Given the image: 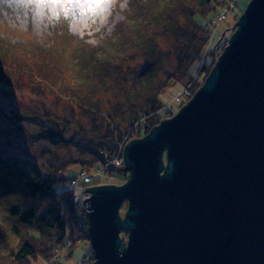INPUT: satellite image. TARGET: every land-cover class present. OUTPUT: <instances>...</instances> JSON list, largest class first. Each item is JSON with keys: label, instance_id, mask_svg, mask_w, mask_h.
I'll return each mask as SVG.
<instances>
[{"label": "water", "instance_id": "95a60500", "mask_svg": "<svg viewBox=\"0 0 264 264\" xmlns=\"http://www.w3.org/2000/svg\"><path fill=\"white\" fill-rule=\"evenodd\" d=\"M122 162L123 184L84 190L92 264H264V0Z\"/></svg>", "mask_w": 264, "mask_h": 264}, {"label": "trees", "instance_id": "16d2710c", "mask_svg": "<svg viewBox=\"0 0 264 264\" xmlns=\"http://www.w3.org/2000/svg\"><path fill=\"white\" fill-rule=\"evenodd\" d=\"M215 1L169 0L168 4L160 7L159 3L164 0H146L148 8L141 9L143 12L138 14L137 20L126 17V20L131 19V27L126 31L119 30L99 51L77 57L69 50L66 53L56 51L49 56L30 40L11 48L0 36V82L36 95L58 92L77 103L82 116L93 123L91 132L81 133L89 145L86 151L91 158L88 160L54 164L57 156L49 150L51 158L47 160L48 168L44 169L28 158L0 151V207L4 211V223L0 222V227L12 222L7 225L8 231L0 230V253L5 232L15 239V246L0 254L5 259L0 264H31L32 260H46L66 238L75 241L80 236L76 233L73 215L76 193L69 188V181L77 173L71 167L91 171L100 166L101 149L118 148L119 141H124L132 133L138 134V138L143 137L161 120L172 117L182 105L176 101L175 108L165 106L162 89L178 86L186 78L189 80L185 81L184 87L191 91L192 96L201 87L217 54L214 53L215 48L207 50L210 32L206 26L198 24L197 17L215 10ZM222 1L224 4L229 2ZM149 11L151 13L147 14ZM59 26L64 41L74 42L75 37L68 32L67 25L61 23ZM170 38L187 41L177 50L176 71L168 75L144 106L134 103L124 111L118 107L107 114L108 122L104 128L97 125L95 120L99 111L93 112L92 107L96 106L97 95L108 87L109 80L122 74L124 68L138 58L150 60L159 57L160 40ZM3 56H7L8 62ZM201 61L204 65L192 76L191 66ZM198 75H203V81H196ZM151 81L152 76H149L147 82ZM31 119L41 125L32 136L34 140L43 139L54 149L72 143L70 138L66 139L67 131L73 126L71 121L50 114L32 115Z\"/></svg>", "mask_w": 264, "mask_h": 264}, {"label": "rangeland", "instance_id": "374dc122", "mask_svg": "<svg viewBox=\"0 0 264 264\" xmlns=\"http://www.w3.org/2000/svg\"><path fill=\"white\" fill-rule=\"evenodd\" d=\"M161 2L160 7L169 3V0ZM220 1V2H219ZM250 0H229L226 4L222 0L214 2L215 10H211L206 14L197 17V22L201 26H206L210 32V40L207 45V50H214L216 60L222 53L228 43L229 38L236 30V22L240 15L245 10ZM146 0H117L112 8L109 23L101 26L99 32L92 31L91 35L85 34L81 37L78 27L73 24L72 30L68 32L75 37L74 42L64 41L62 38V28L57 25L52 29L34 30L31 27L19 28L12 24L0 23V36L9 47L13 48L17 45H22L26 40H30L38 49L44 51L49 56H53L56 51L66 53L68 50L73 52L77 57L80 54L93 53L100 50L101 47L108 44L114 34L123 29L126 31L130 25V21L137 20L141 9H146ZM237 3V4H236ZM145 6L144 8H142ZM220 6L221 8H217ZM55 11V10H53ZM143 12V11H142ZM149 11L147 14H150ZM133 15H136L134 18ZM130 16V20L126 17ZM2 34V35H1ZM27 35L29 37H27ZM222 39V40H220ZM187 43L185 40L177 39H162L159 42L160 54L159 57L148 60L147 58H138L130 62L118 77H113L109 80L108 87L96 97V106H93V112L99 111V117L95 120L97 125L106 126L107 114L115 109L120 108V111L135 103L137 106H144L147 99L156 93L159 87L168 79L169 74L176 71L178 64V48H181ZM217 45V46H216ZM216 46V47H215ZM3 59L8 62L7 56ZM215 60V61H216ZM207 61V60H206ZM9 64V63H6ZM204 61L194 63L190 68L191 75H196L197 70ZM152 76V81L147 82V78ZM203 75L197 76V82L203 81ZM188 81L189 79L186 78ZM186 80H182L180 85L172 86V88L162 89V98L165 106L174 107L176 97L185 87ZM195 81V82H196ZM189 92H191L189 90ZM192 97L180 100V105H184ZM178 104V103H177ZM118 111V110H117ZM117 111L115 112L117 114ZM178 112V111H177ZM176 112V113H177ZM175 113V114H176ZM50 114L59 118L67 119L73 123L71 130L67 131L66 139H71L72 143L54 149L47 141L40 139L34 140L33 134L40 130V123L31 119L32 115ZM174 114V115H175ZM21 117V118H18ZM164 120V119H163ZM162 121V120H161ZM93 123L90 119L82 116V109L73 100L59 94L58 92H45L42 95H36L26 89L14 88L11 84L0 82V151L7 155H18L35 161L40 167L48 168L47 160L51 158L49 150L55 153L57 160L54 164L68 162L71 160L81 159L88 160L91 154L86 150L89 145L81 136L82 132H91ZM78 130V134H74ZM132 137H138V134H129L124 141H119L118 148L104 147L99 152L101 159L103 154H111L115 157L116 164L105 167H97L91 171L80 170L79 167L72 166L74 173L90 176V183L96 185H121L126 181V177L118 171L121 165L122 149L124 145L130 141ZM101 164V162H100ZM118 165V166H117ZM116 168V169H115ZM77 198L84 194V186L78 183L76 186ZM126 210V203L123 204L120 210L123 216ZM4 211L0 207V222L4 223ZM12 222H9V225ZM5 223L4 228L7 230ZM78 233V231H76ZM121 237L126 239V236L121 234ZM2 254L5 250L8 252L15 246L14 237L6 234L4 238ZM7 244V245H5ZM56 247L52 255L46 260H32L31 264H91L88 260L89 255H92L90 242L88 239L74 242L71 247L59 249ZM59 249V250H58ZM58 250V256H54ZM0 257V262L4 261Z\"/></svg>", "mask_w": 264, "mask_h": 264}, {"label": "clouds", "instance_id": "9594fccd", "mask_svg": "<svg viewBox=\"0 0 264 264\" xmlns=\"http://www.w3.org/2000/svg\"><path fill=\"white\" fill-rule=\"evenodd\" d=\"M96 2L99 7L92 14L65 20L54 14L55 9L44 7L41 0H0V23L12 24L19 28L31 27L34 30L52 29L64 23L69 31L75 24L82 37L86 31L91 35L92 31L99 32L101 26L109 23L112 8L117 0Z\"/></svg>", "mask_w": 264, "mask_h": 264}, {"label": "built area", "instance_id": "2783aa9c", "mask_svg": "<svg viewBox=\"0 0 264 264\" xmlns=\"http://www.w3.org/2000/svg\"><path fill=\"white\" fill-rule=\"evenodd\" d=\"M202 66V65H201ZM190 97V92L188 88H185L181 93H179V95L176 97V101H180L183 99H188ZM115 165L116 164V159L115 157H112L111 154H103V158L101 159V164H100V168L101 167H105V169H107L108 167H111V165ZM123 164L122 162V158H121V165ZM118 166V165H117ZM116 169V168H115ZM90 176H85V175H81V173L76 174L70 181H69V188L73 189L75 192L77 190V185L78 183L83 184V186L85 188H89L92 187L93 184L92 182L90 183ZM84 188V189H85ZM89 194L87 192H85L84 194L80 195V199L77 198V193H76V197L74 200V205H73V215H74V221H75V226H76V231H78V235H80L78 238H76L75 241L66 238L60 245H59V249H64V248H69L71 247V245L74 242H77V240L83 241L88 239V224H87V220H86V205L84 204V199L88 198ZM56 249V248H55ZM54 249V251H55ZM58 249V250H59ZM58 250H56V254L54 252V256L57 257L58 256ZM88 260H90V262L93 261V255H89ZM92 264V263H91Z\"/></svg>", "mask_w": 264, "mask_h": 264}, {"label": "snow or ice", "instance_id": "6c2138e0", "mask_svg": "<svg viewBox=\"0 0 264 264\" xmlns=\"http://www.w3.org/2000/svg\"><path fill=\"white\" fill-rule=\"evenodd\" d=\"M41 2L44 7L55 9L54 14L65 20L92 14L99 7L96 0H41Z\"/></svg>", "mask_w": 264, "mask_h": 264}, {"label": "flooded vegetation", "instance_id": "af4514ba", "mask_svg": "<svg viewBox=\"0 0 264 264\" xmlns=\"http://www.w3.org/2000/svg\"><path fill=\"white\" fill-rule=\"evenodd\" d=\"M121 234H123L124 236H126V239H127V234H125V233H121ZM126 239H125V241H126Z\"/></svg>", "mask_w": 264, "mask_h": 264}]
</instances>
